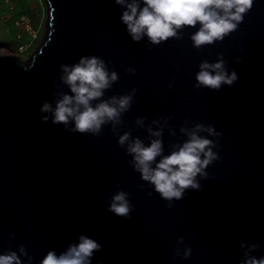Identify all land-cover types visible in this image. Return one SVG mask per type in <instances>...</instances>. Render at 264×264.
I'll list each match as a JSON object with an SVG mask.
<instances>
[{
	"label": "water",
	"instance_id": "1",
	"mask_svg": "<svg viewBox=\"0 0 264 264\" xmlns=\"http://www.w3.org/2000/svg\"><path fill=\"white\" fill-rule=\"evenodd\" d=\"M43 1L47 30L29 62L0 55V251L23 244L39 264L49 249L63 251L83 233L102 245L92 264H238L241 239L261 244L253 255H264V0H254L223 41L200 49L191 45L190 27L157 46L146 38L131 41L114 0ZM217 53L238 80L218 91L195 88L197 65ZM84 55L110 61L119 74L105 99L137 89L120 133L130 131L147 144L148 133L135 119L146 117L148 125L172 116L162 133L167 154L184 138L185 118L222 132L220 159L208 167L201 190H187L169 208L157 193L148 195L110 126L97 137L40 122V101L68 91L59 66ZM117 183L135 206L127 219L105 210ZM181 236L191 256L173 260Z\"/></svg>",
	"mask_w": 264,
	"mask_h": 264
},
{
	"label": "clouds",
	"instance_id": "2",
	"mask_svg": "<svg viewBox=\"0 0 264 264\" xmlns=\"http://www.w3.org/2000/svg\"><path fill=\"white\" fill-rule=\"evenodd\" d=\"M253 3L254 0H114L120 10L119 21L131 41L139 43L146 38L148 45L157 46L169 38H182L183 29L190 27L195 28L190 35L195 49L221 42L236 31ZM110 63L97 55H84L75 63L61 64L59 81L68 91H56L52 101L41 100L39 120L41 123L62 125L64 131L73 134L97 137L105 126H110L118 137V146L131 157L128 165L151 189L148 195L157 193L167 202V207L172 208L174 201L182 200L187 190H201V181L209 176L208 167L220 159L222 132L213 124L185 118L179 129L184 138L173 143L167 154L164 152L162 133L172 116L160 117L148 125H145L146 117L135 119V125L145 128L148 133L147 144L139 137H133L130 131L120 133L118 127L123 122V115L131 109L137 89L105 99V92L119 80L118 72L109 67ZM197 68L193 85L197 89L218 91L222 86L231 87L239 78L220 53L212 62L202 60ZM125 71L136 74L132 66L126 67ZM173 85L174 80L168 84L169 89ZM53 87L59 88V85L53 83ZM170 133L175 135L171 129ZM105 210L126 219L135 210L130 193L119 183L117 190L107 198ZM13 239L15 233H10L9 241ZM239 247L242 257L238 264H264V255H253L261 244H249L241 239ZM101 248L96 239L80 233L63 251L49 249L39 264H92L94 253ZM191 252L184 237H178L171 259H188ZM0 264H34V258L23 244L13 248L9 243L0 251Z\"/></svg>",
	"mask_w": 264,
	"mask_h": 264
},
{
	"label": "rangeland",
	"instance_id": "3",
	"mask_svg": "<svg viewBox=\"0 0 264 264\" xmlns=\"http://www.w3.org/2000/svg\"><path fill=\"white\" fill-rule=\"evenodd\" d=\"M5 1L0 0V55H14L21 62L28 63L46 34L47 11L45 3L43 0H8L13 7L12 10H9ZM26 24L37 33V38L31 49L19 54L17 53L19 42L28 41V36L24 32ZM17 33L22 36L19 42L14 39Z\"/></svg>",
	"mask_w": 264,
	"mask_h": 264
},
{
	"label": "built area",
	"instance_id": "4",
	"mask_svg": "<svg viewBox=\"0 0 264 264\" xmlns=\"http://www.w3.org/2000/svg\"><path fill=\"white\" fill-rule=\"evenodd\" d=\"M5 3L8 6L9 10L13 9L12 5L9 3L8 0H6ZM16 25L18 26L20 24H16ZM24 32L28 36L27 42H19L22 39V36L20 33H17L14 38L17 42H19V45L17 46V53L19 54L25 53L29 49H31L33 42L37 38V33L34 30H32L28 24L25 25Z\"/></svg>",
	"mask_w": 264,
	"mask_h": 264
}]
</instances>
